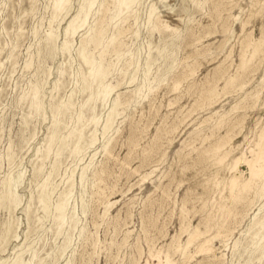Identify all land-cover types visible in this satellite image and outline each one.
<instances>
[{
  "label": "rangeland",
  "instance_id": "1",
  "mask_svg": "<svg viewBox=\"0 0 264 264\" xmlns=\"http://www.w3.org/2000/svg\"><path fill=\"white\" fill-rule=\"evenodd\" d=\"M54 1L0 0V196L20 181L19 204L0 203V264H264V176L249 180L242 159L264 137V0H96L67 50L85 0ZM83 42L103 55L105 104L83 105ZM233 176L248 183L236 199Z\"/></svg>",
  "mask_w": 264,
  "mask_h": 264
},
{
  "label": "bare ground",
  "instance_id": "2",
  "mask_svg": "<svg viewBox=\"0 0 264 264\" xmlns=\"http://www.w3.org/2000/svg\"><path fill=\"white\" fill-rule=\"evenodd\" d=\"M67 0H56L54 1V5H53V9H54V12L57 11L58 9H60L63 4L66 2ZM96 0H85V4L81 7L80 11L66 24L65 26V34H66V38H65V41H64V50H67V48L70 46V44L72 43V34L75 32V30L81 26H83L85 23H86V19L89 15V12L91 11L94 3H95ZM137 0H114V5L116 8H125L127 11H130L131 8L133 7V5L136 3ZM124 11V10H123ZM122 11V13H123ZM94 12V11H93ZM121 11H119L120 13ZM149 14L148 16L150 17L152 15V12H153V9L151 8L150 11H148ZM115 17H118V14H116L114 17L111 18V20H113V18ZM118 20H116L115 22H112L113 24L117 23ZM84 27V26H83ZM93 30V29H92ZM116 32H117V35L120 34L122 32V28L121 27H117L116 28ZM94 43L95 44H98L99 43V37L98 35L100 34V31H94ZM52 38V37H51ZM116 38V36H112L110 39H109V43H112L114 41V39ZM89 39V38H88ZM107 43V41L105 42ZM101 44V42H100ZM106 45V44H105ZM105 49H103V52H104ZM77 55L79 56L81 62L87 66L88 68V74L87 76L84 77V80H83V89H86L88 92V95H87V98L85 100V102L83 103V105H86V104H93L97 99L100 100V102L102 104H105L106 100H107V97L109 95V93L111 92L112 89L108 88L106 85L103 84V80L104 78L106 77V74H107V68L103 66V61H102V57L103 55L100 54V60L99 61H96L93 57L92 54L90 53H87L85 51V46H84V42L81 43V45L79 46V48L77 49ZM113 59V58H112ZM243 62V61H242ZM138 63V62H137ZM147 64V62H146ZM242 64V63H241ZM243 65V64H242ZM241 65V66H242ZM148 69V67H147ZM63 71H60V73H62ZM124 73V72H123ZM133 80V78H132ZM110 87V86H109ZM112 87V86H111ZM35 99V98H34ZM34 101V100H33ZM33 101H31V105H33ZM117 101V100H116ZM115 100H113L112 104H111V107L107 113V117H106V120H105V123H104V126H103V134L107 131V129H109V127L111 126V122H112V115H113V112L117 106V103H116ZM30 105V106H31ZM66 105V104H65ZM82 106V105H81ZM34 107V106H33ZM92 108V107H91ZM64 109V108H63ZM66 109V108H65ZM84 111V110H83ZM82 112H80L78 114V116H76L77 118V121L78 123H75L76 124H79V122H82L81 123V127L77 130V132L74 134V142H78L80 139H82L83 137V134H82V130H83V127L85 126V123H83L82 121ZM76 121V122H77ZM91 121L92 122H96V116L93 115L91 117ZM55 122V120L53 121ZM56 124V123H55ZM54 124V125H55ZM80 125V124H79ZM97 124L95 123V126ZM53 127V125H52ZM58 128V127H57ZM95 129V128H94ZM76 131V130H75ZM57 132V131H56ZM56 132L55 131H51L50 134L48 135L47 137V140H46V143H47V148L49 149V147L51 146V144L53 143L55 137H56ZM74 133V131H73ZM94 130L91 132V137L94 136ZM72 136V135H71ZM90 137V138H91ZM57 138V137H56ZM90 138H88L90 140ZM93 139V138H92ZM89 143H93L91 140L89 141ZM51 149V148H50ZM40 150V149H39ZM75 152V151H74ZM73 152V154H74ZM48 153V152H47ZM227 155V153H226ZM35 159V158H34ZM241 158H237L234 160L233 162V165L232 166H235L237 164V162H239ZM246 163V165L248 166L247 168L249 169V174H250V179L249 180H252L253 178L255 177H259V176H264V162L262 163H259L260 159H262L264 161V137L261 136L260 139H259V142H258V147H257V151L255 152V157L253 159H248V158H245L243 157L242 158ZM220 161V160H219ZM237 167V166H236ZM82 172V171H81ZM81 175V178L83 176V173L80 174ZM19 177V176H18ZM20 178V177H19ZM18 179V178H17ZM17 179H13L11 178V176H7L3 181V185H4V190H3V193L2 195L0 196V203H3V201H7L8 203V207L11 208L12 206L15 207L17 204H19V199L17 197V194L14 190V187L17 186V183L20 182L18 181L17 182ZM247 182L245 183H238L237 181V177L236 176H233L230 180H229V183H228V190H229V197L231 199H236L238 197V193H240L242 190H244L246 187H247ZM71 182H70V188H68L65 192H63L61 194V196L58 198L59 200H57L58 202L55 203V205H53V207L55 208V210L57 211V218H56V221H58V228H62L61 226L63 225L64 223V218H65V211H66V206H67V202H68V196L69 194L71 193ZM263 192H264V182L254 191V197L256 198H260L262 197L263 195ZM41 194V193H40ZM40 194H39V197H40ZM44 197V195H43ZM44 199V198H43ZM39 201V200H38ZM45 203V202H44ZM4 204V203H3ZM42 204V203H41ZM40 204V205H41ZM12 205V206H11ZM11 206V207H10ZM29 206V205H28ZM46 205L43 204V208H45ZM53 208V209H54ZM47 209V208H46ZM46 212V210H45ZM67 212V211H66ZM71 214V212H70ZM73 215V214H72ZM72 215H71V219L73 220L72 218ZM257 216V213L253 216V219L256 218ZM252 219V220H253ZM55 220V219H54ZM65 220H67L65 218ZM71 220V221H72ZM55 221V222H56ZM73 222V221H72ZM70 222V223H72ZM255 225L258 226V229H256L257 231L254 232L253 234V237L254 239H256L255 237L256 236H264V219H259L255 222H253ZM12 224V223H11ZM16 224V223H15ZM253 224V225H254ZM57 225V224H56ZM252 225V226H253ZM28 226V225H27ZM64 226V225H63ZM57 227V226H56ZM230 228V227H229ZM6 233L11 229L9 224L7 223V226H6ZM263 229V230H262ZM196 230V229H195ZM250 230V229H249ZM262 230V232H261ZM61 231V230H60ZM259 232H261L259 234ZM201 233V232H200ZM202 234V233H201ZM200 234V235H201ZM191 235V234H190ZM199 233H193L192 236H188V242H190L195 236H198ZM212 237V236H211ZM210 237V238H211ZM252 237V238H253ZM195 238H198V237H195ZM68 237L66 236V240L64 241L65 242H68ZM258 239V237H257ZM213 240V239H212ZM208 240L206 241H203L202 243L199 244V246H202L204 245V243H206ZM210 241V240H209ZM211 242V241H210ZM255 242V241H254ZM257 242V241H256ZM255 242V249L256 250H259L261 248L260 245H258L257 243ZM236 244V242H235ZM209 245V244H208ZM251 246V245H250ZM249 246V247H250ZM254 247V246H253ZM207 248V246L205 247ZM210 248V247H209ZM251 248V247H250ZM249 248V249H250ZM201 249V247L199 248ZM197 250V249H196ZM255 250V251H256ZM208 250H206L207 252ZM34 252V251H33ZM248 252V251H247ZM263 252V250H262ZM261 252V253H262ZM254 253V252H253ZM252 253V254H253ZM256 253V252H255ZM35 255V253H34ZM32 258V257H30ZM251 260V259H250ZM259 260V259H258ZM17 264H22L23 261H21V259H17V260H14ZM15 264V263H14Z\"/></svg>",
  "mask_w": 264,
  "mask_h": 264
}]
</instances>
